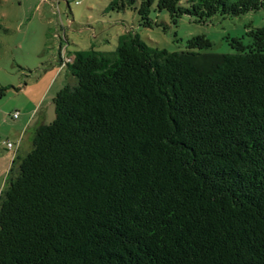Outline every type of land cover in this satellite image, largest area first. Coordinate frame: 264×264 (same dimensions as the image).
Returning a JSON list of instances; mask_svg holds the SVG:
<instances>
[{
  "label": "trees",
  "instance_id": "16d2710c",
  "mask_svg": "<svg viewBox=\"0 0 264 264\" xmlns=\"http://www.w3.org/2000/svg\"><path fill=\"white\" fill-rule=\"evenodd\" d=\"M138 24L197 23L264 0H111ZM233 52L74 51L54 118L15 154L0 190V264H264V27Z\"/></svg>",
  "mask_w": 264,
  "mask_h": 264
},
{
  "label": "rangeland",
  "instance_id": "374dc122",
  "mask_svg": "<svg viewBox=\"0 0 264 264\" xmlns=\"http://www.w3.org/2000/svg\"><path fill=\"white\" fill-rule=\"evenodd\" d=\"M110 1L0 0V190L19 145L17 155L29 151L35 128L54 118L53 97L74 82L65 67L70 53L113 50L118 36L129 31L148 46L168 51L186 50L187 39L203 35L211 42L207 51L229 53L227 37H242L248 44L246 25L264 27V8L214 16L206 23L183 15L175 24L165 11H152L158 25L143 27L133 10H111Z\"/></svg>",
  "mask_w": 264,
  "mask_h": 264
},
{
  "label": "built area",
  "instance_id": "2783aa9c",
  "mask_svg": "<svg viewBox=\"0 0 264 264\" xmlns=\"http://www.w3.org/2000/svg\"><path fill=\"white\" fill-rule=\"evenodd\" d=\"M17 117H18V113L17 112L13 113V118H17ZM17 145H19V144L17 143L16 147H18ZM7 147H8V149H12L13 148V144L11 142H8L7 143Z\"/></svg>",
  "mask_w": 264,
  "mask_h": 264
},
{
  "label": "crops",
  "instance_id": "0c3cea01",
  "mask_svg": "<svg viewBox=\"0 0 264 264\" xmlns=\"http://www.w3.org/2000/svg\"><path fill=\"white\" fill-rule=\"evenodd\" d=\"M42 124H43V123H42ZM19 149H20V145H19V148H18L17 152L19 151ZM17 152H16V154H17Z\"/></svg>",
  "mask_w": 264,
  "mask_h": 264
}]
</instances>
